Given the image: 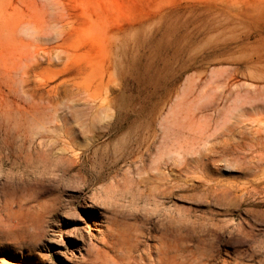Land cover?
I'll return each mask as SVG.
<instances>
[{
    "label": "rangeland",
    "instance_id": "obj_1",
    "mask_svg": "<svg viewBox=\"0 0 264 264\" xmlns=\"http://www.w3.org/2000/svg\"><path fill=\"white\" fill-rule=\"evenodd\" d=\"M0 88V186L36 196L0 264H88L116 211L264 264V0H0Z\"/></svg>",
    "mask_w": 264,
    "mask_h": 264
},
{
    "label": "bare ground",
    "instance_id": "obj_2",
    "mask_svg": "<svg viewBox=\"0 0 264 264\" xmlns=\"http://www.w3.org/2000/svg\"><path fill=\"white\" fill-rule=\"evenodd\" d=\"M10 130L11 126L0 125V133H9ZM11 189L9 183H2L0 186V226L3 224L19 229L25 226L28 223V218L36 212L33 211L36 196H34V192L32 195L35 198L28 199L22 194L18 195L15 189ZM116 212L119 214L114 223L116 233L107 236L102 241L101 247L94 253L95 256L88 264H186L184 258L196 256L201 244L207 242L211 236L209 232L202 234L196 231L194 227H186L187 225L182 223L178 225L176 222L173 224L170 222L172 225L165 224L152 215L139 216L135 212L131 213L132 211L130 215L123 211ZM149 232L155 234L153 236L155 237L157 253L149 246L147 249L143 248L141 237ZM211 238L214 239L212 236ZM218 238L215 237L217 240Z\"/></svg>",
    "mask_w": 264,
    "mask_h": 264
}]
</instances>
